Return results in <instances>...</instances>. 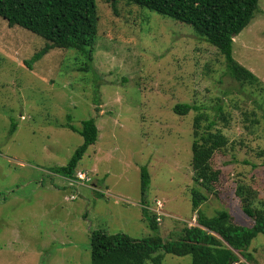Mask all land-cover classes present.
<instances>
[{"label":"rangeland","instance_id":"374dc122","mask_svg":"<svg viewBox=\"0 0 264 264\" xmlns=\"http://www.w3.org/2000/svg\"><path fill=\"white\" fill-rule=\"evenodd\" d=\"M97 3L89 72L74 50L53 49L29 66L46 42L0 17V264H92L96 231L137 240L155 234L144 207L159 217L165 242L197 226L192 163L204 155L192 149L198 117L199 133L214 122L212 131L228 139L210 161L220 180L200 210L208 217L227 211L248 228L254 220L244 210L264 212V0L233 45L234 59L262 86L234 80L225 57L192 26L125 2L117 13L109 0ZM178 104L199 111L180 116ZM90 119L98 140L72 179L85 173L90 182L71 186L53 169L67 166L84 143L68 127L81 129ZM143 167L151 177L144 198ZM248 252L251 262L242 263L264 264V235ZM162 264H193L192 256L167 254Z\"/></svg>","mask_w":264,"mask_h":264},{"label":"trees","instance_id":"16d2710c","mask_svg":"<svg viewBox=\"0 0 264 264\" xmlns=\"http://www.w3.org/2000/svg\"><path fill=\"white\" fill-rule=\"evenodd\" d=\"M114 13L119 2L148 9L195 29L196 34L215 47L225 57L228 74L241 84L262 86L260 79L233 57L234 39L253 21L260 0H109ZM119 1V2H118ZM118 2V3H117ZM0 17L11 28L20 27L43 39L46 44L27 62L30 66L53 49L74 50L84 58L81 71L89 72L94 61V50L99 37L97 0H0ZM199 111L189 104H178L174 113L186 116ZM221 112V110H220ZM201 117L196 119L197 130L193 152H204L195 158L191 190L192 209L198 213L197 226L186 227L179 239L165 242L159 235L158 216L143 208L153 236L142 240L119 233L110 235L96 231L91 236L92 264H162L167 254L177 257L192 256L193 264H244L251 262L248 252L252 242L264 235V212H244L254 220L252 227L233 222L227 211L214 217L206 216L200 207L208 201L220 180V171L212 169L210 161L217 151L228 145V139L219 131H212L210 123L205 133H199ZM84 138L69 164L54 168V172L75 179V171L89 147L96 144L99 130L95 119L82 122L81 129L69 126ZM15 126L12 128V132ZM264 158V151L258 153ZM151 183L147 167L141 169V195L145 197ZM202 190L206 192L203 193ZM240 194V193H239ZM145 202V201H144Z\"/></svg>","mask_w":264,"mask_h":264},{"label":"clouds","instance_id":"9594fccd","mask_svg":"<svg viewBox=\"0 0 264 264\" xmlns=\"http://www.w3.org/2000/svg\"><path fill=\"white\" fill-rule=\"evenodd\" d=\"M79 174H84V175H85V173H78V176H77L78 179H77V181H79V182H84V184L90 182V180H89L87 177H86L85 180H81V179H79ZM86 175H87V174H86ZM86 175H85V176H86ZM77 177H76V178H77ZM71 181H72V183H73V182H74V183H77V181H74V180H72V179H71ZM72 183H71V186H74L75 184L73 183V185H72ZM72 197H75V196H72ZM75 199H76V197H75ZM75 199H74V200H75ZM157 206H158V204H157ZM158 207H159V206H158ZM155 212H156V214H159L158 212H160V214H162V208H158V209H156ZM160 214H159V216H161ZM163 214H164V213H163ZM157 219L159 220V217H158Z\"/></svg>","mask_w":264,"mask_h":264},{"label":"built area","instance_id":"2783aa9c","mask_svg":"<svg viewBox=\"0 0 264 264\" xmlns=\"http://www.w3.org/2000/svg\"><path fill=\"white\" fill-rule=\"evenodd\" d=\"M79 179H81V180H85V179H86V176H85L84 174H79ZM73 183H74V182H73ZM73 183H72V185H73ZM70 199H71V200H74L75 197H71ZM158 206H159V208H162V204L158 203ZM158 213L160 214V212H158Z\"/></svg>","mask_w":264,"mask_h":264}]
</instances>
